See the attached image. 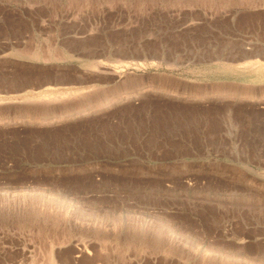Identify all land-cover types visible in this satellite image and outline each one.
<instances>
[{"label": "rangeland", "instance_id": "1", "mask_svg": "<svg viewBox=\"0 0 264 264\" xmlns=\"http://www.w3.org/2000/svg\"><path fill=\"white\" fill-rule=\"evenodd\" d=\"M238 259L264 264V0H0V264Z\"/></svg>", "mask_w": 264, "mask_h": 264}, {"label": "bare ground", "instance_id": "2", "mask_svg": "<svg viewBox=\"0 0 264 264\" xmlns=\"http://www.w3.org/2000/svg\"><path fill=\"white\" fill-rule=\"evenodd\" d=\"M256 63H257V62H256ZM207 98H210V95H204V96L201 97V99H207ZM99 104H100V105H96V107H98V108L106 107V106L109 104V99H105V100H103V101H102L101 103H99ZM94 107H95V106H94ZM92 109H93V108H92ZM86 110H87V109H77V110L72 111V112H69V111H68L69 113H66V114H63V115H54V116L46 117V118H42V119H43L44 121H45V120H50V121H49L50 123H54V122H58V121L63 120V119H73V118H78L79 116H82V115L84 114L83 112H85ZM91 112H92V111H89V112H86L85 114H89V113H91ZM167 226H168V225H167ZM167 226H166V227H167ZM151 228L153 229V227H150L149 230H151ZM159 228H160V227H159ZM164 228H165V226H164ZM164 228H163V229H164ZM168 228H170V227L168 226ZM168 228H166V229H168ZM120 229H121V226H120ZM120 229H118V230H120ZM137 229H138L139 231L141 230V229H139V228H137ZM146 229H148V228H146ZM71 230H72V229H71ZM109 230H110V229H109ZM126 230H127V229H126ZM144 230H145V228H144ZM144 230H143V231H144ZM149 230H148V231H149ZM156 230H157V229H155V231H156ZM160 230H161V229H160ZM170 230H171V229H170ZM179 230H180V228H179ZM104 231H105V230H104ZM110 231H111V230H110ZM110 231H109V232H110ZM113 231H114V229H113ZM115 231H116V230H115ZM128 231H129V230H128ZM132 231H133V230H132ZM134 231H135V229H134ZM139 231H138V232H139ZM164 231H165V230H164ZM166 231H167V230H166ZM109 232H108V233H109ZM125 232H126V231H125ZM162 232H163V231H161V233H162ZM171 232H172V231H171ZM180 232H181V231H180ZM180 232H179V233H180ZM183 232H184V231H183ZM112 233H113V232H112ZM114 233H115V232H114ZM118 233H119V231H118ZM127 233H128V232H127ZM130 233H131V232H130ZM132 233H133V232H132ZM143 233H144V232H143ZM152 233H154V231H152ZM152 233H151V234H152ZM155 233H156V232H155ZM155 233H154V234H155ZM172 233H173V232H172ZM172 233H171V234H172ZM177 233H178V232H177ZM181 233H182V232H181ZM185 233H186V232H184V234H185ZM95 234H96V233H95ZM97 234H98V233H97ZM101 234H102V233H101ZM121 234H122V232L120 233V235H121ZM149 234H150V233H149ZM157 234H158V233H156V235H157ZM159 234H160V233H159ZM159 234H158V235H159ZM169 234H170V231H169ZM184 234H183V235H184ZM188 234H189V233H188ZM93 235H94V234H93ZM104 235H105V234H104ZM124 235H125V233H124ZM132 235L134 236L135 234L133 233ZM136 235H137V233H136ZM144 235H145V234H144ZM146 235H147V234H146ZM146 235H145V236H146ZM162 235H163V234H162ZM167 235H168V234H167ZM167 235H166V237H167ZM178 235H179L180 237H183V235L181 236V234H178ZM99 236H100V235H99ZM99 236H97V238H98ZM115 236H116V235H115ZM118 236H119V235H118ZM121 236H122V235H121ZM127 236H128V235H127ZM130 236H131V235H130ZM142 236H143V235H142ZM147 236H149V235H147ZM179 236H177V237H179ZM94 237H96V236H94ZM110 237H111V235H110ZM149 237H150V236H149ZM164 237H165V236H164ZM170 237H171V236H170ZM177 237L175 236V238H177ZM185 237H186V236H185ZM185 237H184V238H185ZM187 237H188V236H187ZM187 237H186V239H188ZM97 238H96V239H97ZM111 238H112V237H111ZM131 238H132V236H131ZM142 238H143V237H142ZM142 238H141V239H142ZM160 238H161V236H160ZM160 238H159L158 240H160ZM162 238H163V237H162ZM167 238H168V237H167ZM167 238H166V239H167ZM190 238H191V237H190ZM106 239H107V238H106ZM109 239H110V238H109ZM112 239H113V238H112ZM127 239H128V238H127ZM127 239H126V241H127ZM135 239H136V238H135ZM147 239H148V238H147ZM173 239H174V238H173ZM177 239H178V238H177ZM179 239H181V238H179ZM186 239H184V240L186 241ZM82 240H83V239H82ZM169 240H171V239H169ZM105 241H106V240H105ZM111 241H112V240H111ZM122 241H123V240H122ZM126 241L124 240L125 243H126ZM130 241H131V240H130ZM141 241H148V240H146V238H145V240H141ZM172 241H174V240H172ZM172 241H171V242H172ZM180 241H181V243H182V240H180ZM188 241H190V240H188ZM89 242H90V241H89ZM114 242H115V241H114ZM116 242H117V239H116ZM134 242H135V241H134ZM134 242H133V243H134ZM138 242H140V241H138ZM149 242H150V241H149ZM155 242H156V241H155ZM159 242H160V241H159ZM166 242H167V240H166ZM171 242H170V243H171ZM174 242H175V241H174ZM177 242H178V241H177ZM183 242H184V241H183ZM192 242H193V241H192ZM192 242H190V244L187 242V243H188L187 245H191ZM98 243H99V242H98ZM121 243H122V242H121ZM140 243H141V244H139V246H140V245H143L142 242H140ZM145 243L147 244L146 246H148V242H145ZM145 243H144V245H145ZM164 243H165V242H164ZM168 243H169V242H168ZM181 243H180V244H181ZM197 243H198V242H197ZM197 243H196V244H197ZM201 243H204V242L201 241ZM100 244H101V242H100ZM104 244H105V243H104ZM107 244H108V242H106V245H107ZM117 244H118V243H117ZM122 244H123L124 246L127 245V244H124V243H122ZM137 244H138V243H137ZM155 244H156L157 246L159 245V244H157V243H155ZM172 244L174 245L173 242H172ZM172 244H171V245H172ZM176 244H177V243H176ZM182 244H183V243H182ZM182 244H181V245H182ZM101 245H102V244H101ZM118 245H120V244H118ZM129 245H130V244H129ZM144 245L142 246V249L144 248ZM151 245H153V243H152ZM151 245H150V246H151ZM161 245H163V244L161 243ZM185 245H186V244H185ZM197 245H198V244H197ZM197 245H196V247H197ZM203 245H204V244H203ZM120 246H121V245H120ZM134 246H137V245L135 244ZM150 246H149V247H150ZM168 246H169V245H168ZM177 246H178V245H177ZM192 246H193V244H192ZM212 246H213V245H212ZM223 246H224V245H223ZM84 247H85V245H84ZM86 247H87V246H86ZM109 247H110V246H109ZM116 247H117V246H116ZM116 247H115V248H116ZM130 247H131V246H130ZM159 247H160V246H159ZM159 247H158V248H159ZM166 247H167V246H166ZM166 247L163 246L164 249H165ZM170 247H171V246H170ZM172 247H173V246H172ZM175 247H176V246H175ZM199 247H200V245H199ZM199 247H198V248H199ZM209 247H210V246H209ZM213 247H215V246H213ZM216 247H217V245H216ZM105 248H106V247H105ZM117 248H118V247H117ZM119 248H120V247H119ZM122 248H123V247H122ZM126 248H127V247H126ZM135 248H136V247H135ZM151 248H153V247H151ZM163 248H162V250H163ZM188 248H189V247H188ZM201 248H202V246H201ZM201 248H200V249H201ZM207 248H208V247H207ZM207 248H206V249H207ZM217 248H218V247H217ZM217 248H216V250H217ZM226 248H227V247H226ZM80 249H81V248H80ZM85 249H86V248H85ZM87 249H88V247H87ZM144 249H145V248H144ZM168 249H169V247H168ZM168 249H167V250H168ZM171 249H173V248H171ZM183 249H185V247H184ZM186 249H187V247H186ZM190 249L193 250L192 248H190ZM196 249H197V248H196ZM196 249H195V250H196ZM209 249H212V248H209ZM209 249H207V250L209 251ZM229 249L232 250V248H229ZM237 249H238V248H237ZM82 250H83V249H82ZM106 250H107V249H106ZM113 250L115 251V249H113ZM125 250H126V249H125ZM125 250H124V251H125ZM135 250H136V249H135ZM139 250H140V249H139ZM145 250H147V249H145ZM145 250H144V251H145ZM149 250H150V249L148 248V250H147L148 253H149ZM154 250H155V249H154ZM187 250H188V249H187ZM207 250H206V253H204L205 256H204V254L202 253V254H203V257H202L201 255H200V257L206 259L205 257H206V254H207ZM213 250H215V248L212 249V251H213ZM220 250H221V248H220ZM223 250H224V249H223ZM227 250H228V249H227ZM227 250L225 249V251H227ZM110 251H111V250H110ZM116 251H117V250H116ZM116 251H115V252H116ZM121 251H122V250H121ZM133 251H134V248H133ZM133 251H132L131 253H133ZM136 251H137V250H136ZM142 251H143V250H142ZM151 251H153V249H152ZM168 251H170V250H168ZM171 251H172V250H171ZM171 251L168 252V253H171ZM174 251H175V248H174ZM174 251H173V252H174ZM178 251H179V250H178ZM181 251H182V249L180 250V252H181ZM233 251H234V249H233ZM83 252H84V251H83ZM86 252H87V251H86ZM86 252H84V253H86ZM91 252H92V251H91ZM99 252H100V251H99ZM104 252H105V251H104ZM125 252H127V251H125ZM125 252H124V255L127 254V253H125ZM159 252H160V251H159ZM159 252H158V253H159ZM164 252H165V251H164ZM173 252H172V253H173ZM176 252H177V251H176ZM176 252H175V253H176ZM182 252H183V251H182ZM194 252H195V251H194ZM194 252H193V254H194ZM196 252H197V250H196ZM203 252H204V251H203ZM213 252H215V251H213ZM216 252H217V251H216ZM216 252H215V253H216ZM229 252H232V251H229V250H228V253H229ZM236 252H237V251H236ZM238 252H239V251H238ZM88 253H89V252H88ZM107 253H108V252H107ZM112 253H113V251H112ZM120 253H121V252L119 251V255H120ZM129 253H130V250H129ZM129 253H128L126 256H129ZM134 253H135V251H134ZM136 253H137V252H136ZM136 253H135V254H136ZM138 253H140V252H138ZM145 253H147V252H145ZM148 253H147V254H148ZM168 253H166V254H168ZM172 253H171V254H172ZM178 253H179V252H178ZM187 253H188V251H187ZM210 253H211V251H210ZM224 253L227 254L226 252H224ZM82 254H83V253H82ZM94 254H95V252H94ZM110 254H111V253H109V255H110ZM195 254H196V253H195ZM212 254H213V253H212ZM217 254H219V253L217 252ZM225 254H224V255L221 254V255H222V261H224L223 258H224V256H226ZM229 254H230V253H229ZM80 255H81V251H80ZM97 255H98V254H97ZM109 255H108V257H109ZM119 255H118V253H117V257H118ZM142 255H143V254H142ZM157 255H159V254H157ZM178 255H179V254H178ZM189 255H191V254L189 253ZM196 255H197V254H196ZM198 255H199V254H198ZM208 255H209V254H208ZM213 255H214V254H213ZM219 255H220V254H219ZM219 255H216V256H219ZM227 255H228V254H227ZM114 256H116V255H114ZM133 256H134V255H133ZM154 256H155V255H154ZM170 256L172 257V255H170ZM184 256H185V254H184ZM186 256H187V255H186ZM214 256H215V255H214ZM216 256H215V257H216ZM111 257H112V256H111ZM117 257H116V258H117ZM121 257H122V255H121ZM123 257H124V256H123ZM123 257H122V258H123ZM130 257H131V255H130ZM136 257H137V255H136ZM142 257H143V256H142ZM142 257H141V256H140V258L138 257L139 260H140ZM152 257H153V256H152ZM164 257H166V256H164ZM168 257H169V256H168ZM173 257H174V256H173ZM194 257H195V256H194ZM194 257H193V258H194ZM196 257L198 258V256H196ZM200 257H199V258H200ZM208 257H209V256H208ZM208 257H207V259H208ZM212 257H213V256H212ZM215 257H214V258H215ZM220 257H221V256H220ZM227 257H228V256H227ZM237 257H238V256H237ZM247 257H248V256H247ZM247 257H246V258H247ZM106 258H107V257H106ZM113 258H114V257H113ZM116 258H115V260H118V259H119V257H118V259H116ZM131 258H132V257H131ZM133 258H135V257H133ZM146 258H147V257H146ZM148 258H149V257H148ZM148 258H147V259H148ZM159 258H160V257H159ZM162 258H163V257H162ZM183 258L185 259V258H187V257H183ZM209 258H210V257H209ZM214 258H213V259H214ZM218 258H219V257H218ZM228 258H231V257L229 256ZM232 258H234V257H232ZM238 258H240V257H238ZM244 258H245V257H244ZM246 258H245L244 260H246ZM110 259H112V258H110ZM127 259L129 260L128 257H126V260H127ZM144 259H145V257H144ZM144 259H143V260H144ZM150 259H151V258H150ZM152 259L154 260V258H152ZM157 259H158V257H157ZM160 259H161V258H160ZM170 259H172V258H170ZM175 259H176V258H175ZM195 259H196V258H195ZM204 259H202V260L204 261ZM220 259H221V258H220ZM249 259H250V258H249ZM249 259H248V260H249ZM105 260H106V259H105ZM115 260H114V261H115ZM123 260H124V259H123ZM123 260H121V261L123 262ZM164 260H166V259L164 258ZM167 260H168V259H167ZM167 260H166V261H167ZM177 260L180 261V259H177ZM177 260H175V261H177ZM187 260H189V259H187ZM187 260H186V261H187ZM199 260H201V258L198 259V262H199ZM208 260H209V259H208ZM211 260H212V259H211ZM211 260H210V261H211ZM216 260H218V259L216 258ZM225 260L227 261V258H226ZM235 260H237V259H235ZM244 260L241 261V263L244 262ZM248 260H247V261H248ZM130 261H131V259H130ZM132 261L134 262L133 259H132ZM136 261H137V259H136ZM150 261H151V260H150ZM158 261H159V260H158ZM173 261H174V259H173ZM175 261H174V262H175ZM181 261H182V258H181ZM195 261H196V263H198L197 260H195ZM212 261L215 262L214 260H212ZM218 261H219V260H218ZM218 261H216V262L218 263ZM222 261H221V263H222ZM226 261H225V262H226ZM230 261H231V259H230ZM230 261H229V259H228L227 262L229 263ZM233 261H234V260H233ZM239 261H240V260L238 259V262H239ZM247 261H246V262H247ZM52 262H53V261H52ZM100 262H101V261H100ZM106 262H107V261H106ZM110 262H111V261H110ZM112 262H113V261H112ZM133 262H132V263H133ZM138 262L140 263V261H138ZM138 262H137V263H138ZM145 262H146V261H145ZM145 262H144V263H145ZM151 262H152V261H151ZM151 262H148V263H151ZM154 262H155V261H154ZM161 262H162V261H161ZM163 262H164V261H163ZM190 262H191V261H190ZM206 262H207V261H206ZM227 262H226V263H227ZM235 262H237V261H235ZM235 262H234V263H235ZM238 262H237V263H238ZM113 263H114V262H113ZM117 263H119V262H118V261H117V262L115 261L114 264H117ZM124 263H126V261H125ZM124 263H123V264H124ZM128 263H129V262H128ZM142 263H143V262H142ZM155 263H156V262H155ZM159 263H160V261H159L157 264H159ZM166 263H167V262H166ZM166 263H165V264H166ZM171 263H172V262H171ZM179 263H180V262H179ZM179 263H178V264H179ZM181 263H182V262H181ZM185 263L187 264V262H185ZM185 263H184V264H185ZM192 263H193V262H192ZM203 263H204V262H203ZM217 263H216V264H217ZM221 263H220V264H221ZM226 263H223V264H226ZM228 263H227V264H228ZM241 263L239 262V264H241ZM247 263H249V262H247ZM96 264H97V263H96ZM98 264H99V263H98ZM105 264H106V263H105ZM108 264H109V263H108ZM121 264H122V263H121ZM130 264H131V263H130ZM133 264H134V263H133ZM169 264H170V261H169ZM172 264H173V263H172ZM176 264H177V263H176ZM190 264H191V263H190ZM199 264H200V263H199ZM211 264H212V262H211ZM213 264H215V263H213ZM230 264H232V262H231ZM249 264H250V263H249Z\"/></svg>", "mask_w": 264, "mask_h": 264}, {"label": "water", "instance_id": "3", "mask_svg": "<svg viewBox=\"0 0 264 264\" xmlns=\"http://www.w3.org/2000/svg\"><path fill=\"white\" fill-rule=\"evenodd\" d=\"M259 59V58H261L258 54L257 55H250V54H248V53H245L244 55H243V58H242V60H254V59Z\"/></svg>", "mask_w": 264, "mask_h": 264}]
</instances>
